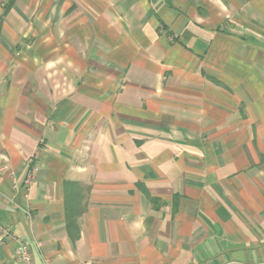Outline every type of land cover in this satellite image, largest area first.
I'll use <instances>...</instances> for the list:
<instances>
[{
	"label": "crops",
	"instance_id": "crops-1",
	"mask_svg": "<svg viewBox=\"0 0 264 264\" xmlns=\"http://www.w3.org/2000/svg\"><path fill=\"white\" fill-rule=\"evenodd\" d=\"M20 241L264 264V0H0V264Z\"/></svg>",
	"mask_w": 264,
	"mask_h": 264
},
{
	"label": "built area",
	"instance_id": "built-area-1",
	"mask_svg": "<svg viewBox=\"0 0 264 264\" xmlns=\"http://www.w3.org/2000/svg\"><path fill=\"white\" fill-rule=\"evenodd\" d=\"M33 160H30V164H32ZM36 172V168H31L29 172H27V176L25 178V183L30 184L32 181V174ZM30 247L25 242H19V245L15 251L16 259L19 264H33L32 252H30Z\"/></svg>",
	"mask_w": 264,
	"mask_h": 264
},
{
	"label": "trees",
	"instance_id": "trees-1",
	"mask_svg": "<svg viewBox=\"0 0 264 264\" xmlns=\"http://www.w3.org/2000/svg\"><path fill=\"white\" fill-rule=\"evenodd\" d=\"M73 215L72 214H69V212L68 213H66V216H65V220H66V226H67V231H68V233H69V237L71 238V240L72 241H75V240H77V236H78V231H77V228L74 230V231H72L71 232V229H70V227H71V225H73L72 223H73V217H72Z\"/></svg>",
	"mask_w": 264,
	"mask_h": 264
}]
</instances>
